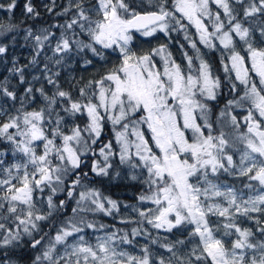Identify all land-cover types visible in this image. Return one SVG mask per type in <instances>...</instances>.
<instances>
[{
    "label": "snow or ice",
    "instance_id": "obj_1",
    "mask_svg": "<svg viewBox=\"0 0 264 264\" xmlns=\"http://www.w3.org/2000/svg\"><path fill=\"white\" fill-rule=\"evenodd\" d=\"M0 264H264V0H0Z\"/></svg>",
    "mask_w": 264,
    "mask_h": 264
},
{
    "label": "rangeland",
    "instance_id": "obj_2",
    "mask_svg": "<svg viewBox=\"0 0 264 264\" xmlns=\"http://www.w3.org/2000/svg\"><path fill=\"white\" fill-rule=\"evenodd\" d=\"M152 43H153V44H155L156 42H155V41H153ZM145 46H147V44H145Z\"/></svg>",
    "mask_w": 264,
    "mask_h": 264
},
{
    "label": "trees",
    "instance_id": "obj_3",
    "mask_svg": "<svg viewBox=\"0 0 264 264\" xmlns=\"http://www.w3.org/2000/svg\"><path fill=\"white\" fill-rule=\"evenodd\" d=\"M17 15H19V11L17 12ZM127 194H125V196H126Z\"/></svg>",
    "mask_w": 264,
    "mask_h": 264
}]
</instances>
